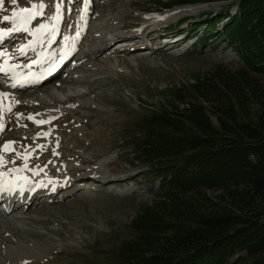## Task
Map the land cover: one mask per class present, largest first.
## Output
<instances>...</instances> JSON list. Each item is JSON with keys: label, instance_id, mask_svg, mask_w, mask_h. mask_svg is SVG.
<instances>
[{"label": "rangeland", "instance_id": "rangeland-1", "mask_svg": "<svg viewBox=\"0 0 264 264\" xmlns=\"http://www.w3.org/2000/svg\"><path fill=\"white\" fill-rule=\"evenodd\" d=\"M86 1L0 0V33L3 31L11 33L16 29L15 24L22 21L21 18H16L20 12L26 13L32 8L44 11L47 8L46 14L45 12L42 14L46 16L48 22L54 17L51 15L61 16L64 10L67 14L65 21L68 22L70 30L63 21L64 29L72 38L74 36L71 28L78 30L79 25L83 23L88 25V29L90 27L89 30L87 29L88 33L84 34L89 40L92 39V35L108 32L110 24L133 28L131 30L137 36L148 31L150 37L155 38L161 30L171 32L173 28L170 27H174L182 17L188 18V22L194 19V22L190 25L192 27L188 24L183 25L181 31L191 28L195 30L194 25L197 26V31L199 29L203 31L207 28L204 25L207 23L209 27L206 32L210 30V37L204 35V40L201 39L198 45L184 54L171 51L174 47L170 49L166 48L167 46L161 47L159 51H155L150 60L142 59L141 53L128 54L125 51L115 53L116 47L113 46L118 42L115 40L113 45L114 41L108 44L104 51L94 54L88 63L93 67H100L99 64L108 66L111 69L110 75H105L101 71L90 77L86 69L80 68L73 70L72 78L59 77L58 80L62 82L72 83L67 86L66 94L55 88H52L49 94L43 92V88L39 92L31 90L27 96L22 95L23 106L18 112H28L40 117L46 116L47 113L53 114V117L63 115L56 114L59 110L65 111L66 114L62 120L54 124L59 130H53L54 133L44 131L45 127L36 123L26 125L27 128H19L12 120V118L18 119V115L15 117L14 113L11 114L10 120L8 118L11 122L10 126H7L5 132H0V135L3 134L2 136L5 137L3 138L5 142L0 144V156L5 153L10 154L12 145L13 149H16L10 155V160L20 159L21 162L26 154L31 158L39 157L41 153L36 156L31 149L37 143H45L46 147L54 145L53 150L57 156L66 152L70 153V156L75 154L88 164L76 161L69 164V161L67 163L59 161L58 163H61L59 168L62 170L72 167L69 165H75L74 167L79 170L80 173L69 176L78 177L73 187L60 188L58 194H53L54 190L51 191L49 194H53L51 197L55 201L53 204L37 206L36 209L31 208L26 212L20 210L14 217L12 215L7 219L0 218V264H11L9 260L4 261L6 250H14L19 245L23 248L22 243L30 249V252L27 251L29 259L19 261L17 264H118L111 258V254L116 252L122 242L135 236L130 228L135 213L147 199L151 198L152 178L145 176L147 172L145 169L132 166L126 156L131 147L128 140L138 114L146 115L158 109L163 104L161 96L167 89L190 84L193 75L207 74L217 66L233 69L242 65L241 49L235 41L232 42L230 37L225 35L226 25L233 23L235 1L200 3L166 11L161 6L171 4L174 0H91L87 2L89 3L87 10L92 11L89 12V16L87 12L81 11ZM65 4L66 8L63 9ZM208 11L219 14L215 13L208 18L204 14ZM226 12L228 15H225ZM64 29L62 28L63 32ZM16 39V43L13 41L12 44L17 47L10 45L6 40L3 41L2 49L5 54L0 58L11 59L13 63L20 51L22 50L21 54L24 52L27 44H22L18 38ZM80 42L81 37L77 40L78 47ZM85 45L84 42L81 44L82 52L89 50ZM55 48L59 52L56 54H60L59 46ZM8 49H12L14 53L11 57H7ZM138 50L140 49L132 52H139ZM31 54L33 56V53ZM109 77H112L114 82L107 84L108 86L96 81L78 84L85 78H92L89 79L92 81ZM56 83H52L51 86ZM73 86L77 88L71 89ZM1 92L4 91L0 90ZM31 92L38 93L44 100L43 107L36 105L42 107L40 110L30 108L38 102L29 98ZM78 94H81L80 98L72 99L62 105L59 104L61 102H57L51 106L55 95L57 99L66 101ZM3 109H0V128L1 123L6 122L4 116L6 110ZM211 119L217 125L215 116L212 115ZM2 127L5 130L4 126ZM20 144L27 150L25 155L17 149ZM85 173L87 175H83ZM81 176H85V179L79 178ZM91 177L93 180L89 181ZM106 179L110 183L103 186ZM88 183L90 185L84 186ZM157 185L158 182L153 186L157 187ZM44 201L46 202V199ZM12 219L16 220L15 224L12 223Z\"/></svg>", "mask_w": 264, "mask_h": 264}, {"label": "trees", "instance_id": "trees-1", "mask_svg": "<svg viewBox=\"0 0 264 264\" xmlns=\"http://www.w3.org/2000/svg\"><path fill=\"white\" fill-rule=\"evenodd\" d=\"M231 1L225 35L242 65L193 75L138 114L126 156L152 178L151 198L111 254L118 264H264V0L161 7Z\"/></svg>", "mask_w": 264, "mask_h": 264}, {"label": "bare ground", "instance_id": "bare-ground-1", "mask_svg": "<svg viewBox=\"0 0 264 264\" xmlns=\"http://www.w3.org/2000/svg\"><path fill=\"white\" fill-rule=\"evenodd\" d=\"M84 11L87 12V14L89 16V11L87 10V8L84 9ZM43 12H45V14H46V11L45 10L44 11H40V10H35L33 8L27 10L26 13L20 12L16 18L17 19H20L21 18L22 21L19 24H18V22L15 24L16 25V29L15 30H18V31H15L14 30L13 32H11L9 34L0 33V44L2 42L3 37L10 38V39L18 38L19 41L22 42V44H25V43L28 44L27 47L25 48L24 52L22 54H20L18 57H16L13 60V64L19 65L20 68H22L25 71H28L29 72V74H27L26 77H29V76H31L33 74V72L30 71V69H28V67L26 65V62L28 60L27 59L28 56L29 57L31 56V55H29L30 49H32L33 47H36V46H38L42 50L45 49L46 48V43H47L48 39L51 38V37H49V34L53 30V28H52V24L53 23L52 22H53L54 17H52V20L50 22H48L46 16L42 14ZM43 18H45L46 20H44ZM58 18H60V17H58ZM33 22L36 23L35 24L36 29L35 30H32L33 34L31 35V34H29V27H30V25ZM69 22H70V19H69ZM64 24H66V26H67L68 25V22H66L64 20ZM25 25L27 27V30L26 31L22 30V27H25ZM79 26L80 27H79L78 30H76L75 28H71V30L73 32V36H74L73 38L70 37L68 31H66L64 29V27H63L64 31L66 32V35H68V36L66 37V40H65V43L64 44L60 45V43H61L60 42L59 44L55 45V46H59L58 50H60V54H56L54 52H52V54H51V52L46 49V52L43 54V56L41 57V59L38 60V63H39L38 71H39L40 77H45V80L46 81H49V84H47V82L44 81L43 79L38 80L40 78L39 77V78H35L34 84H33L34 87H41V86H44V85L47 84L46 86H44L43 92H47V93L50 94L51 89L52 88H55L58 91H61L63 93H65V92L67 93V88H68L67 86L72 85V83L71 82H65V81L62 82L61 80H58V79H59L60 76H61L60 79L67 78L68 77V76H65L64 73H62L60 71V69L63 66V64L66 62V59L67 58H64V54H65L66 49H69V48L71 50L70 51V54H72L74 51H77L76 55H78L73 60V64L74 65H73L72 71L73 70L76 71L77 69H80V68L83 69L84 68V69H86L87 73H89L90 77H93L95 75V73H99L101 71H103V73L105 75L106 74H109L110 75L111 69H109L108 66L103 65V64H99L100 67L102 68L101 69L98 66L97 67L89 66L88 63L90 62V59H91V57L94 54H97V52H99V51H104L105 50L104 48H106V46L108 44H110V43L113 42V41L112 42H108L106 40V38L109 37L107 35V33L114 32V31H116L118 29H121L123 27L125 28V26H123V25H116V26L113 25L112 26L110 24L109 25V28H108V32H105L102 35V37L100 35H98V34H95V35H92V39H90V40L88 38H86L84 36V33H83L84 28H87L88 29V25L86 23H83V24H81ZM68 29H69V25H68ZM89 29H90V27H89ZM78 33H80L79 36H78ZM143 33H145V32H143ZM12 35H15V36H12ZM124 35L126 36L127 34H124ZM147 36L150 37L149 34H147ZM79 37H81V42L80 43H83L84 42L87 45V49L89 47V50L88 51H85V52H82L81 51L80 54L78 52V51H80V47H78V43H77V40H78ZM114 43H115V41L112 43V45ZM117 43H119V42H116V45H117ZM86 45H85V47H86ZM115 46H113V47H115ZM113 47H111V48H113ZM173 47L175 49L176 45H174L172 47H166V48H169L170 49V48H173ZM116 51H115V53H116ZM138 51L139 52H142V50H138ZM125 53H127V52H125ZM131 53H138V52H131ZM131 53H129V54H131ZM153 55H154V53H153ZM44 57H46L45 60H44ZM49 59H50V61H48ZM11 63H12V61H11ZM1 72L4 75H8V78L11 79V76H10L9 73L3 72V71H1ZM53 74H56L55 79H52L51 78V76ZM89 79H92V78H85V79L79 81L78 84H80V83L81 84L82 83L85 84L87 82L93 83V82L96 81V83H99L100 82V83H103V84L107 85L109 83H113L114 82V81H112V77L103 78L104 80H92V81H90ZM56 80L58 81L57 83H56ZM52 83H56V84H54L53 86H51ZM78 84H75V85H78ZM97 86H98V84H97ZM75 88H77V87H74V86L71 87V89H75ZM36 92H39V91H36ZM36 92H31L32 97L34 99H36L38 102H41V103L44 104V100ZM28 94H30V93H25L24 96H27ZM80 95L81 94H78L77 96H74L71 99H68L67 101H70L72 99H77L78 97L80 98L81 97ZM54 98L55 99L51 103L52 106H54L57 102H61V103L64 102L61 99H57L56 98V95H55ZM10 103H11V105H13V108L14 109L16 107H18V106H22V104L13 102L12 100L10 101ZM5 106H8V105L5 104ZM35 107H36V109H41L42 108L41 106H36V105H35ZM64 107H66V106H64ZM0 109H1V107H0ZM60 113L63 114L61 116H64V114H66L65 111H63V110H59V113L56 112V114H60ZM49 115L50 114L47 113L46 116L49 117ZM52 116H53V114L50 115L49 119L48 118L47 119H42V118L39 117L37 120L39 122H43V125L44 126H47V128H50L51 127L50 126L51 125L50 118ZM9 120H10V117H9ZM19 120L20 121L21 120L26 121V118L23 117V116H21ZM55 131H59V130L58 129H55ZM55 131H53V133ZM2 137L5 138L4 136H2ZM2 142L3 141L0 140V143H2ZM21 144L18 145V146L16 145L18 147L17 149L19 151L23 152L24 155H25V153H27V150L23 149V147L21 146ZM8 145H10V144H8ZM57 145H58V143H57ZM47 146L48 147H46V144L45 143H40L39 146L34 147L35 149H42L41 155L39 157H32L31 158V157H28L27 154H26L25 155V158L21 156L23 159L20 162L19 161L20 159L19 160L18 159L10 160V155H12L13 152L15 151V149H16V148L13 149V146L11 145L10 146V154H6L4 152L5 154H3L2 156H0V170H1L0 171V189L3 188L5 190V185H2L1 186L2 176L3 177H5L7 175L9 176L8 177L9 179L7 180V183H6V185H7L10 180H14L16 177H18V175H15L14 174V171L19 170V169L24 168V167L27 168L29 174H31L32 176H34L36 179H40V181H39V187L38 188H31L25 180L22 181L21 185H22V187L25 188V193H24V196H26L25 197V200H28V202H30V201H38V200H41L42 198H47V197H49V200H50L53 194H58L60 192L59 191L60 188H64V187L70 188V187H73V185L77 183L78 177H74V176L73 177H69V176H71L73 174H76V173H80V172H78L79 170L77 168H75V167H69V168H66V170L64 169L65 171H63L61 168H59V166H60L61 163H58V162L61 161V162H66L67 163L68 162V158L67 157H70V156L69 155H65V154H61V153H60L61 154L60 156H57L55 154V151L53 150L54 145H52V146L51 145H47ZM79 161L82 164H88L87 162H85L84 160H82L80 158H79ZM34 167H37V168L36 169H33L32 172H29L30 169H32ZM45 169L50 174V176H47L46 178H45L46 173L44 174V170ZM83 175H87V174L85 173ZM41 177H43L42 180H41ZM79 178H84L85 179V176H83V177L81 176ZM92 180H93V178L91 177V180H89V181H92ZM108 183H110V182L106 179V181H104V183H103V186L104 185L105 186L108 185ZM88 185H90V184H86L84 186H88ZM78 186H83V185H78ZM53 190H54V193L53 194H49ZM67 191L70 192V190H67ZM10 215H14V212H12ZM16 218H14V219H16ZM15 221L16 220H13L12 219V223H14ZM12 223H11V225H12ZM22 246H23V248H20V245H19L16 248H14V250H8L7 249L6 250V254L7 255L6 254L4 255V261L9 260L12 264L13 263L14 264H17V262H19V261H23L25 259H29L28 256H27L28 255V252L27 251L30 252V249L25 245V243H22ZM38 255H41V254H38ZM1 262H3V259H1ZM2 264H5V263H2Z\"/></svg>", "mask_w": 264, "mask_h": 264}]
</instances>
